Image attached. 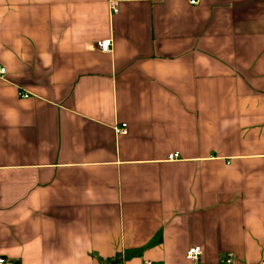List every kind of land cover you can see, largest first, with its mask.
<instances>
[{
  "label": "crops",
  "instance_id": "0c3cea01",
  "mask_svg": "<svg viewBox=\"0 0 264 264\" xmlns=\"http://www.w3.org/2000/svg\"><path fill=\"white\" fill-rule=\"evenodd\" d=\"M0 64L5 264H263L264 0H0Z\"/></svg>",
  "mask_w": 264,
  "mask_h": 264
},
{
  "label": "built area",
  "instance_id": "2783aa9c",
  "mask_svg": "<svg viewBox=\"0 0 264 264\" xmlns=\"http://www.w3.org/2000/svg\"><path fill=\"white\" fill-rule=\"evenodd\" d=\"M195 2L196 1L192 2V4H195ZM112 11L113 13L118 12V8L116 5H112ZM96 47L101 52L109 54L112 52L113 42L111 40H100L97 41ZM5 73V68L0 64V76L4 77L6 75ZM116 133L118 135H126L128 133V126H126L125 124L120 125V127L116 129ZM178 156V154H172L168 159L169 161H173L178 158ZM202 253L203 252L201 251L200 247H191L187 252V261L192 264H197L200 257L202 256ZM5 262L6 259L0 257V264H5ZM262 263L264 264V261ZM224 264H233V261L231 259H227L225 260Z\"/></svg>",
  "mask_w": 264,
  "mask_h": 264
},
{
  "label": "trees",
  "instance_id": "16d2710c",
  "mask_svg": "<svg viewBox=\"0 0 264 264\" xmlns=\"http://www.w3.org/2000/svg\"><path fill=\"white\" fill-rule=\"evenodd\" d=\"M121 261H122V256L119 255V256L115 257L113 260H111L109 264H120Z\"/></svg>",
  "mask_w": 264,
  "mask_h": 264
}]
</instances>
